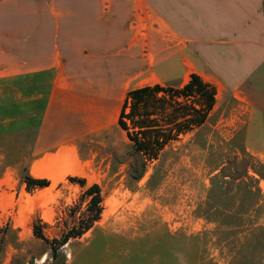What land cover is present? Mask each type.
<instances>
[{
    "label": "rangeland",
    "instance_id": "rangeland-1",
    "mask_svg": "<svg viewBox=\"0 0 264 264\" xmlns=\"http://www.w3.org/2000/svg\"><path fill=\"white\" fill-rule=\"evenodd\" d=\"M157 72L170 85L185 80L179 58ZM157 79L142 76L137 86ZM249 85L264 93V65ZM115 103L109 122L87 124L84 134L81 123L60 125L77 136L67 160L80 168L75 177L87 180L84 188L65 176L28 192L32 140L23 136L32 132L0 122V264H264V118L254 119L249 140L245 101L220 94L207 123L169 146L142 178L143 158L118 127ZM94 184L104 199L100 221L53 259L34 226L60 239L86 213L83 194Z\"/></svg>",
    "mask_w": 264,
    "mask_h": 264
},
{
    "label": "crops",
    "instance_id": "crops-1",
    "mask_svg": "<svg viewBox=\"0 0 264 264\" xmlns=\"http://www.w3.org/2000/svg\"><path fill=\"white\" fill-rule=\"evenodd\" d=\"M174 58L187 81L170 85L157 69ZM263 65L264 0H0V122L32 132L23 136L32 140L29 175L50 187L52 174L60 182L76 176L68 166L80 169L67 160L77 136L60 125L81 123L84 134L109 122L111 101L121 110L145 75L182 88L193 73L217 98L243 99L252 140L264 93L248 81Z\"/></svg>",
    "mask_w": 264,
    "mask_h": 264
},
{
    "label": "trees",
    "instance_id": "trees-1",
    "mask_svg": "<svg viewBox=\"0 0 264 264\" xmlns=\"http://www.w3.org/2000/svg\"><path fill=\"white\" fill-rule=\"evenodd\" d=\"M217 88L201 76L193 74L182 88L148 85L131 90L123 102L117 125L132 143L136 154L143 158V172L150 163L159 160L172 144L201 129L208 121L217 103ZM72 183L87 186V180L70 177ZM28 192L50 187L48 179L24 177ZM89 203L86 213L60 239L50 241L43 230L34 226L35 236L50 245L53 259H59L61 250L73 239L82 238L91 231L103 214V196L98 184L83 194Z\"/></svg>",
    "mask_w": 264,
    "mask_h": 264
},
{
    "label": "bare ground",
    "instance_id": "bare-ground-1",
    "mask_svg": "<svg viewBox=\"0 0 264 264\" xmlns=\"http://www.w3.org/2000/svg\"><path fill=\"white\" fill-rule=\"evenodd\" d=\"M67 170H68L67 172L70 173V174H72V175L73 174L74 175H81V172L80 171L76 172V170H77L76 168L75 169L73 167L72 168H69V166H68V169ZM51 177L53 178V180H54L55 183H57L59 181V179H58V177H57L56 174H52Z\"/></svg>",
    "mask_w": 264,
    "mask_h": 264
}]
</instances>
